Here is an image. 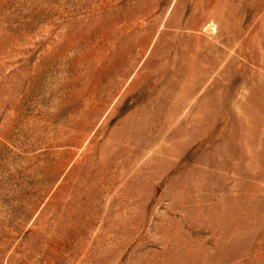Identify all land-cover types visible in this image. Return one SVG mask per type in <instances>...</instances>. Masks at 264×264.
I'll return each instance as SVG.
<instances>
[{
	"label": "rangeland",
	"instance_id": "374dc122",
	"mask_svg": "<svg viewBox=\"0 0 264 264\" xmlns=\"http://www.w3.org/2000/svg\"><path fill=\"white\" fill-rule=\"evenodd\" d=\"M0 264H264V0H0Z\"/></svg>",
	"mask_w": 264,
	"mask_h": 264
},
{
	"label": "bare ground",
	"instance_id": "6f19581e",
	"mask_svg": "<svg viewBox=\"0 0 264 264\" xmlns=\"http://www.w3.org/2000/svg\"><path fill=\"white\" fill-rule=\"evenodd\" d=\"M210 30V29H209Z\"/></svg>",
	"mask_w": 264,
	"mask_h": 264
}]
</instances>
